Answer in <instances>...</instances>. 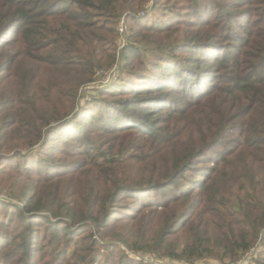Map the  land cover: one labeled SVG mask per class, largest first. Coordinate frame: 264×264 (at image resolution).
I'll list each match as a JSON object with an SVG mask.
<instances>
[{"label": "trees", "instance_id": "obj_1", "mask_svg": "<svg viewBox=\"0 0 264 264\" xmlns=\"http://www.w3.org/2000/svg\"><path fill=\"white\" fill-rule=\"evenodd\" d=\"M0 193V264H264V0H0Z\"/></svg>", "mask_w": 264, "mask_h": 264}, {"label": "rangeland", "instance_id": "obj_2", "mask_svg": "<svg viewBox=\"0 0 264 264\" xmlns=\"http://www.w3.org/2000/svg\"><path fill=\"white\" fill-rule=\"evenodd\" d=\"M145 7L147 10L144 12H146L147 14L146 13L145 14L148 16L144 17L142 20L144 21V23H147V24H154V23L161 22L162 18L165 16V14H168V13H165L167 11L164 9L162 4L157 5L156 3H154V2L152 3L150 1ZM143 14L144 13H140V16L145 15V14L144 15ZM120 30H123V32L121 33ZM128 30H129V25H127V23L123 17L120 18L119 22L117 23L118 51L126 43V36L128 35ZM115 74H117V73L112 71V72L106 74V76H104V77H102V76L100 78L98 77L97 78L98 81H96V83L93 84L94 86L93 85L86 86L84 88V89H86V92H88L90 89H92L90 91L89 97L92 96V91L95 88H100V87H101V89L108 88L111 85V82L116 79ZM197 165L198 166H200V165L213 166V156H210L208 162L205 161L204 163H198ZM188 176L191 178L193 175L191 173H189ZM175 192H176V190H174V193ZM11 202L12 201L9 197H6V195H2V193H0V220H2L4 222L7 220V217L10 216L11 214H13V212H14L13 208H9L7 206L8 204H11ZM135 204L136 203L134 201H131V199H128V197H125V198L123 197L119 201V206L122 207L124 210L130 209V207L135 205ZM135 206L137 207V205H135ZM9 213H11V214L9 215ZM5 216H7V217H5ZM43 225H44V223H41L37 226L39 228V230H41V227ZM0 232L6 233L7 229L4 228L3 226H0ZM35 233H38V232L35 231ZM114 245H116V247H118L119 251L121 252V254L123 256H125V258H127L126 260L128 262L132 261L135 264H159L158 261H162V259L160 257H158L157 255H154V254L131 251L124 244H122L120 242L115 243ZM262 250L263 249L261 247V243L258 242L256 245H254V247L252 249H250V251H248L246 254L241 256L236 261H227L226 260L223 262H218V261H215L213 259H204V260H198V261H195L194 263L193 262H191V263L195 264L196 262H200L201 264H236V263L241 261L239 264H254L253 261L256 258H260V254H262V252H263ZM41 253H42V250H41ZM102 256L107 257V254H106L104 249L100 250V256L98 257V260H99L98 262H101V263H99V264H113L115 262L114 260L108 261L106 259H102ZM7 262H10V261L8 260ZM44 262H45V258H41L40 264H44ZM175 263H177V262H175ZM178 264H182V263H178Z\"/></svg>", "mask_w": 264, "mask_h": 264}, {"label": "built area", "instance_id": "obj_3", "mask_svg": "<svg viewBox=\"0 0 264 264\" xmlns=\"http://www.w3.org/2000/svg\"><path fill=\"white\" fill-rule=\"evenodd\" d=\"M120 32L122 33L123 30H120ZM158 262H159V264H178V263H175V262H168L167 260H162V261H158ZM240 262H238L236 264H239ZM195 264H201V263L200 262H196Z\"/></svg>", "mask_w": 264, "mask_h": 264}]
</instances>
